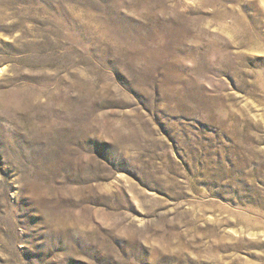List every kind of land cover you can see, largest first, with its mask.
<instances>
[{"label":"rangeland","instance_id":"1","mask_svg":"<svg viewBox=\"0 0 264 264\" xmlns=\"http://www.w3.org/2000/svg\"><path fill=\"white\" fill-rule=\"evenodd\" d=\"M0 264H264V0H0Z\"/></svg>","mask_w":264,"mask_h":264}]
</instances>
